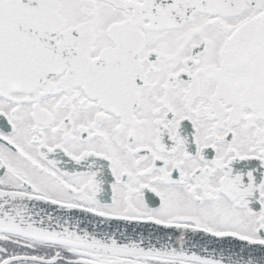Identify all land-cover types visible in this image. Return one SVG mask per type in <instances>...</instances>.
I'll use <instances>...</instances> for the list:
<instances>
[{
    "label": "snow or ice",
    "instance_id": "snow-or-ice-1",
    "mask_svg": "<svg viewBox=\"0 0 264 264\" xmlns=\"http://www.w3.org/2000/svg\"><path fill=\"white\" fill-rule=\"evenodd\" d=\"M0 264H264V0H0Z\"/></svg>",
    "mask_w": 264,
    "mask_h": 264
}]
</instances>
